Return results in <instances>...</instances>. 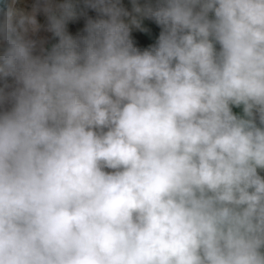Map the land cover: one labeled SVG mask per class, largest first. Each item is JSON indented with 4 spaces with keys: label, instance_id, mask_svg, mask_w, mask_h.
Here are the masks:
<instances>
[{
    "label": "clouds",
    "instance_id": "9594fccd",
    "mask_svg": "<svg viewBox=\"0 0 264 264\" xmlns=\"http://www.w3.org/2000/svg\"><path fill=\"white\" fill-rule=\"evenodd\" d=\"M130 4L0 0V264H264V0Z\"/></svg>",
    "mask_w": 264,
    "mask_h": 264
},
{
    "label": "rangeland",
    "instance_id": "374dc122",
    "mask_svg": "<svg viewBox=\"0 0 264 264\" xmlns=\"http://www.w3.org/2000/svg\"><path fill=\"white\" fill-rule=\"evenodd\" d=\"M124 6L126 8H128L129 10L131 9V4H130V0H122ZM141 2L143 3V0H141ZM34 3V0H19V2L16 5L17 9H22V10H30L32 4ZM89 15L95 17V13L92 11H89ZM39 21L41 24H43L44 21V17L41 15L38 17ZM83 23L84 21L81 19L80 21L71 24L69 26V30L70 32H72L73 34H75L76 32H78L82 27H83ZM143 27L145 29H147V31H139L135 28H133V32L132 35L137 43L138 46L140 47H148L149 45L153 44L156 40V38L158 37L159 34V27L156 26L154 24V22L150 21V20H143ZM40 36H48L50 37L51 34L50 33H46L44 31H41L39 33ZM54 42V41H52ZM234 112H236L237 114L241 113V109L239 108H234L233 109Z\"/></svg>",
    "mask_w": 264,
    "mask_h": 264
},
{
    "label": "bare ground",
    "instance_id": "6f19581e",
    "mask_svg": "<svg viewBox=\"0 0 264 264\" xmlns=\"http://www.w3.org/2000/svg\"><path fill=\"white\" fill-rule=\"evenodd\" d=\"M18 2H19V0H16V5H17ZM16 5H15V6H16Z\"/></svg>",
    "mask_w": 264,
    "mask_h": 264
}]
</instances>
